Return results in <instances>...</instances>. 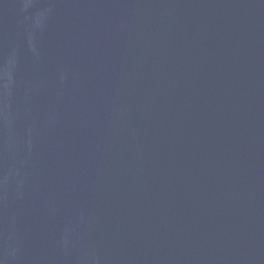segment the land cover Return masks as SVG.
I'll return each instance as SVG.
<instances>
[{"label":"water","instance_id":"95a60500","mask_svg":"<svg viewBox=\"0 0 264 264\" xmlns=\"http://www.w3.org/2000/svg\"><path fill=\"white\" fill-rule=\"evenodd\" d=\"M0 264H264V0H0Z\"/></svg>","mask_w":264,"mask_h":264}]
</instances>
